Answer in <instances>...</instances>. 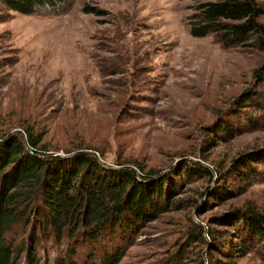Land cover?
I'll use <instances>...</instances> for the list:
<instances>
[{
  "label": "rangeland",
  "instance_id": "obj_1",
  "mask_svg": "<svg viewBox=\"0 0 264 264\" xmlns=\"http://www.w3.org/2000/svg\"><path fill=\"white\" fill-rule=\"evenodd\" d=\"M195 3L63 0L56 6L62 10L46 7L25 14L0 0L4 125L13 127L12 132L33 125L54 151L63 153L85 142L106 164L175 169L183 178L182 157H207L205 163L212 167L264 146V119L251 126L244 115H255L256 110L237 99L246 90L264 95V82L254 79L264 50L224 48L213 35L192 36L187 16ZM260 20L264 24V15ZM221 123L231 134L219 139L210 131ZM256 167L264 171L263 163ZM171 180L178 184L176 198L195 196L205 182ZM231 184L237 186V181ZM247 201L264 211V178L227 205ZM223 208L225 204L203 205L199 218L207 222ZM196 211L171 206L147 227L132 232L118 264H177L184 225L190 215L197 219ZM52 240L44 237L37 244L49 249L48 256L57 252ZM250 244L251 252L234 264H264V243ZM63 245L66 250L67 243ZM207 252L208 248L194 249L179 264H211L221 258L215 251L212 256ZM46 263L41 257V264Z\"/></svg>",
  "mask_w": 264,
  "mask_h": 264
},
{
  "label": "trees",
  "instance_id": "obj_2",
  "mask_svg": "<svg viewBox=\"0 0 264 264\" xmlns=\"http://www.w3.org/2000/svg\"><path fill=\"white\" fill-rule=\"evenodd\" d=\"M1 1L25 14L46 7L62 10L56 6L63 3ZM189 1L197 2L187 16L192 36L213 35L224 48L264 50V24L260 20L264 5L259 0ZM254 79L258 84L264 82V61L254 70ZM259 96L258 91L246 90L237 97L242 106L256 110L255 115H244L251 126L264 119V95ZM12 128L4 125L0 114V264H41V257L46 264H118L130 234L147 227L171 206L174 210H197V219L190 215L184 225L183 240L177 245V264L198 248H208L210 256L212 251L221 256L211 264H234L236 258L251 252L252 240L264 243V211L252 201L227 205L228 200L264 178V171L256 167L264 164V146L245 150L225 164L212 163V167L205 163L207 157H182L183 178L175 169H146L131 162L106 164L85 142L63 153L54 151L44 140L45 134L33 125L14 132ZM230 131L221 123L210 132L220 139ZM171 177L205 182L195 196L176 198L173 193L178 184ZM233 181L237 186L231 184ZM214 204H225V208L204 222L199 218L201 207ZM44 237L54 238L50 245L57 246V252L50 256L49 249L37 246ZM30 241L34 242L32 247ZM63 243H67L66 250Z\"/></svg>",
  "mask_w": 264,
  "mask_h": 264
}]
</instances>
